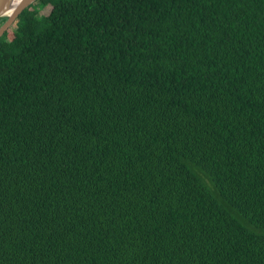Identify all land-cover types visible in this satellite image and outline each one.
Masks as SVG:
<instances>
[{
    "label": "trees",
    "instance_id": "trees-1",
    "mask_svg": "<svg viewBox=\"0 0 264 264\" xmlns=\"http://www.w3.org/2000/svg\"><path fill=\"white\" fill-rule=\"evenodd\" d=\"M0 264H264V0L27 7L0 38Z\"/></svg>",
    "mask_w": 264,
    "mask_h": 264
},
{
    "label": "water",
    "instance_id": "water-1",
    "mask_svg": "<svg viewBox=\"0 0 264 264\" xmlns=\"http://www.w3.org/2000/svg\"><path fill=\"white\" fill-rule=\"evenodd\" d=\"M37 0H0V38L13 26L19 15Z\"/></svg>",
    "mask_w": 264,
    "mask_h": 264
},
{
    "label": "rangeland",
    "instance_id": "rangeland-1",
    "mask_svg": "<svg viewBox=\"0 0 264 264\" xmlns=\"http://www.w3.org/2000/svg\"><path fill=\"white\" fill-rule=\"evenodd\" d=\"M3 21H4V20H3ZM3 21H2V22H3Z\"/></svg>",
    "mask_w": 264,
    "mask_h": 264
}]
</instances>
